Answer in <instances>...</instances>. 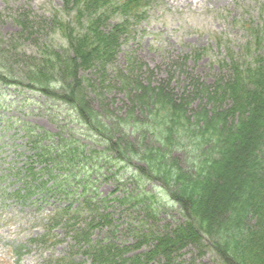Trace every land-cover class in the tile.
I'll list each match as a JSON object with an SVG mask.
<instances>
[{"label": "rangeland", "instance_id": "obj_1", "mask_svg": "<svg viewBox=\"0 0 264 264\" xmlns=\"http://www.w3.org/2000/svg\"><path fill=\"white\" fill-rule=\"evenodd\" d=\"M69 1L71 0H0L1 50H6L11 44L19 45L20 48L23 46L22 51L18 52L22 56L10 54V63L15 59L28 60L31 55L34 56L38 51V47L32 48L34 38L43 47L47 46V49H53L57 54L68 49V33L72 28L70 24L74 15L72 9L68 8ZM148 1L149 7L139 19H122L116 13L113 14L108 23L109 29L123 24V21L126 22V28L125 32L121 31L119 40H116L115 53L111 54L108 66L104 71L99 70L104 73L98 76L91 71L80 74V77L89 78L90 85L97 86V90L93 88L83 91L87 92L84 95L90 103L89 110L93 108L97 114L105 117L100 121L92 120L95 123L106 121L102 129L109 137L124 132L127 142L120 144L124 148H132V152L139 154L140 159L144 155L152 160L159 155V151L163 154L172 153L169 159L174 162L175 170H188L187 167L193 165V160L188 158L185 150H177L176 145H181L178 143L181 139L175 133L173 125L177 123L178 127L181 124L183 131L204 134L207 127L204 126L205 119L210 124L207 116L216 122L224 121L225 132L234 133L238 140L231 147L236 158H232L226 168L225 178L221 181L223 185L217 194L219 197L211 201L216 205L214 209L221 211L231 196L233 176L238 169L249 163L252 148L254 151L256 147L260 149L261 143H264L262 128L252 127L243 132L241 129L245 124L236 123L237 119L233 122L232 112L237 104L234 105L235 98L227 95L225 87L228 83H236V73L242 74L245 68L237 72L228 63L223 64L227 61L224 59L227 49H235L237 53H241L247 46L251 30H264V0ZM28 17L32 23L43 24L41 34L20 39L19 21ZM66 24L69 25V30L66 29L65 33ZM15 56L18 57L13 58ZM102 80L106 87L103 92L99 89ZM135 80H139L138 85ZM128 84L131 85L127 87ZM241 89L236 83L235 91L246 97ZM252 91L257 96V101H252L255 97L250 94L246 100L242 99L247 105L244 111L241 109L242 123L253 122L248 112L251 110L249 101L256 106L261 105L260 100L264 99L263 96L258 97L259 94L262 95L258 90ZM170 109L178 113L186 111L190 114L189 119L181 121V116L177 113L171 116ZM219 114L230 118L221 119ZM166 118H170V127L164 124ZM85 128L76 120V114L68 105L53 101L36 91L10 87L4 92L0 87V170L4 175H10L7 182H11V190L22 187V183L16 182L10 172L20 169L25 173L30 164H34L31 163L34 152L30 150L28 143L30 136L35 137L28 129L31 133L35 131L44 135L48 141L43 144L50 142L62 147L72 135L82 144H92L86 137ZM206 139L208 141L210 137ZM219 143L223 144L221 141ZM171 144L175 145L173 152L167 151ZM188 145L193 147L192 143ZM214 146L213 142L208 141L203 150L211 151ZM97 147L101 151L107 149L101 144ZM110 155L108 151L101 152L99 157L103 158V164L105 159L110 160ZM144 160L145 158L141 159V165L147 166ZM37 163L34 169L42 175L37 178L45 182L46 187H52L54 192L37 193L34 200L25 204L18 200H10L7 204L4 197L0 196V264H54L57 258L63 257L75 261V264H93L89 257L80 253L73 240L74 230L85 226V216L76 215L81 206L78 202L82 203L84 199L82 189L77 188L80 200L73 194L74 187L84 186L85 181L80 182L83 177L79 176V180H74V187L68 188L65 182L68 173L64 176L63 171H51L50 166L49 171L43 173L41 169L44 164ZM158 167L157 175L171 183L172 166ZM133 171V167L130 169L120 164L114 166L109 162L104 164L101 172L95 170L93 178L100 176L95 184L99 200H106L105 205L102 200V207L98 211L111 214V218L100 220L102 215L95 216L100 221L95 229L91 227L92 235L90 234L86 244L88 246L89 241H93L92 247L112 245L117 254L135 261L150 248V240L143 237L146 236L145 231L152 230L153 234L158 235L184 222L185 216L179 204L162 190L164 188ZM120 176L123 177L121 180L118 179ZM126 177L132 178L134 185L127 184ZM89 180L92 184V179ZM132 191L134 199L142 193L144 199L149 198L148 201L142 200L134 205L133 200L122 204L121 197ZM112 196L119 199L113 200ZM72 201L76 203L72 204ZM69 207L71 215L51 226L49 220L54 212L67 210ZM156 209L160 212L154 223L149 214L155 215ZM87 250L89 251L88 247ZM181 253L175 263L183 260V264L188 261L220 263L205 242L203 247H187ZM149 264L164 262L156 259Z\"/></svg>", "mask_w": 264, "mask_h": 264}, {"label": "trees", "instance_id": "obj_2", "mask_svg": "<svg viewBox=\"0 0 264 264\" xmlns=\"http://www.w3.org/2000/svg\"><path fill=\"white\" fill-rule=\"evenodd\" d=\"M147 6H149L148 0H71L68 2V8L72 9L74 15L72 24L69 23L72 28L68 33L67 50L60 51V54H57L53 49L51 51L47 49V46L43 47L44 45L39 44V41L34 38L32 48L37 49L36 47H38V51L35 52L34 56L31 55L28 60L15 59L14 62L10 63V54L17 53L18 56H22L18 52L22 51L23 46L20 48L19 45L11 44L3 51L0 46V87L3 91L6 92V89L10 87H15L18 90L36 91L53 101L70 106L76 114V120L78 119L86 127V137L92 142L87 146L82 144L75 135H72L71 139L65 141L62 147L55 146V143L50 142L49 144H43L48 139H45L41 133L35 131L31 133L28 129L29 133L35 137L34 139L30 136L28 143L30 150L34 152L33 162L30 161L34 164H30L29 173H36L34 172L36 162L44 164L41 169L43 173H46L48 166H50L51 171L54 169L58 173L63 171L64 176L68 173L65 181L68 188L74 187V180H79V176L83 177L80 182L85 181L84 186L74 187L73 194L78 196L77 188L82 189L84 199L82 203L78 202L81 206L76 211V215L85 216V226L74 230L73 240L75 245L79 247L80 253L89 257L93 264H149L151 260L156 259L162 260L164 264H183L184 260L175 263L180 257L179 255H182L181 252L191 246L201 247L202 245L203 247L204 242L220 261L218 264H264V143H261L260 149L256 147L254 151V148H252L251 152L253 154L249 163L238 169L237 173L235 172L236 174L233 176L230 186L231 196L226 200L224 209L220 211L214 209L216 205L212 203V199L219 197L217 194L223 185L221 181L225 178L226 168L230 165L232 158L234 160L236 158L231 147L233 148L238 140L237 135L234 133L225 132L226 125L223 123L224 121L218 120L216 122L210 119L206 112V118L209 119L210 124L205 119L204 126H207V129L205 128L204 134L183 131V125L181 124L178 127L177 123L173 125L175 133L181 139L178 142L181 145H176L177 150H185L188 153H186L189 156L188 158L193 160V165L191 167L189 165L188 170H175L174 162L169 159L172 153L164 152L163 154L160 151L159 155L153 157L152 160L143 155L141 159L145 158L144 161L147 166H142L140 155L133 153L132 148H124L120 144L127 142V140L125 141L127 136L124 132L120 133L122 136L114 134L109 137L102 129L104 122H107H94L96 119L100 121L105 117L100 113L97 114L92 107L89 110L90 103L84 95L87 92L83 91L86 89L93 90V88L97 90V86L90 85L89 78L86 76L84 78L80 77V74L87 71L95 72L96 76L103 74L104 72L101 73L99 70L104 71L109 60L111 61V54L115 53L116 40H119L121 31L125 32L126 28V22L123 21V24L120 23L109 29L108 23L114 16L113 14L116 13L117 17L120 16L122 19L125 17L127 19L132 17L139 19L141 15L145 14ZM19 24V27H21V32L18 34L20 39H24L26 36L38 35V33L40 35L43 27L41 23H32L29 17L24 20L21 19ZM68 27L69 25L66 24L65 33ZM246 45L241 53H237L235 49H227L224 57L227 61L223 64L228 63L237 72L245 68V72H242L243 75L236 73L238 78L236 83L241 86V91L243 90L246 93V97L249 94L255 97L252 98L253 101L257 99V96H254L252 90H258L259 93H262L258 97H264V30L252 29ZM131 82L133 81L131 80ZM135 82L136 85L139 84V80H135ZM236 83H228L225 87L227 95H232V98H235L234 105L237 104L232 112L234 115L232 117L233 122H236L237 119L236 123L245 124L241 129L243 132L252 127H260L264 131V99L260 100L261 105L257 104L256 106H253L254 104L249 101L251 110L248 112L253 122L249 124L242 123L243 112L241 109L244 111L247 108L245 101H242V99L246 100V97H242L241 94L235 91ZM130 85L128 84L127 87ZM99 89L102 90L101 92L106 89L103 80ZM170 113L171 116L176 113L177 115L180 114L181 121L182 119L188 120L190 115L186 111L178 113V111L172 110ZM184 113L185 115H183ZM219 116L222 117L221 119L230 118V116H224L223 114H219ZM169 119L166 118L164 124L170 127ZM107 129L110 130V128ZM207 137H210L208 141L213 142L215 145L208 152L203 150L208 145ZM191 143L192 148L188 145ZM99 144L107 147L104 151L111 153L108 156L110 160L105 159L104 164L109 162L110 165L113 164L114 166L120 164L130 169L133 167L134 173L164 188L162 190L166 191L168 196L179 204L185 216L184 222L158 235L153 234L152 230L145 231L146 236L143 237L145 240H150V248L141 253L135 261L125 259L122 255L117 254L115 247L112 245L92 247L93 241H89L90 245L88 246L86 244L90 234L92 235V228L95 229L100 220L111 218V214H105L103 211L99 213L98 211L99 207H102V200H104H99V194L95 189V184L100 176L93 178L95 170L101 172L104 167L103 158L99 157L101 152L104 151L97 147ZM174 146L171 144L167 151L173 152ZM169 165L172 166V171H170L171 183L159 177L157 175L159 172L156 173L158 166L166 168ZM83 171H85L84 176ZM37 175L41 174L37 171ZM122 178V176L118 177L119 180ZM89 179H92V184ZM125 180L127 184L134 185L132 178L126 177ZM39 187L43 193L54 192L52 187H46L45 182H41ZM131 193L133 191L123 195L120 202L127 204V202L134 200L135 205V202L139 203L142 200L148 201L149 199H144L142 193L134 199ZM78 199L80 200L79 196ZM116 199H119V197H116ZM116 199L113 197V200ZM136 199L139 200L135 201ZM149 202L151 203V201ZM71 203L76 202L72 201ZM105 204L106 200H104ZM71 205L69 204V206ZM159 212L156 209L155 215L149 214L154 223L157 221L156 218H158ZM67 215H71L70 207L57 213L53 218V222L58 224V219L63 220ZM99 215H102V217L97 221L96 217ZM141 257L145 260H142ZM185 263L203 264L196 261ZM54 264H75V261L62 258Z\"/></svg>", "mask_w": 264, "mask_h": 264}]
</instances>
